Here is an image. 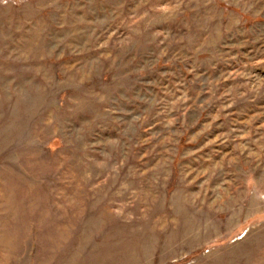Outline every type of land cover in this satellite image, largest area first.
Listing matches in <instances>:
<instances>
[{
  "label": "rangeland",
  "instance_id": "374dc122",
  "mask_svg": "<svg viewBox=\"0 0 264 264\" xmlns=\"http://www.w3.org/2000/svg\"><path fill=\"white\" fill-rule=\"evenodd\" d=\"M0 264H264V0H0Z\"/></svg>",
  "mask_w": 264,
  "mask_h": 264
}]
</instances>
